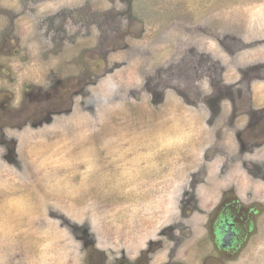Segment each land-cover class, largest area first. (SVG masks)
<instances>
[{
    "label": "rangeland",
    "instance_id": "374dc122",
    "mask_svg": "<svg viewBox=\"0 0 264 264\" xmlns=\"http://www.w3.org/2000/svg\"><path fill=\"white\" fill-rule=\"evenodd\" d=\"M0 66L21 105L82 79L0 126V264H264V0H0ZM225 199L234 256L195 229Z\"/></svg>",
    "mask_w": 264,
    "mask_h": 264
},
{
    "label": "flooded vegetation",
    "instance_id": "af4514ba",
    "mask_svg": "<svg viewBox=\"0 0 264 264\" xmlns=\"http://www.w3.org/2000/svg\"><path fill=\"white\" fill-rule=\"evenodd\" d=\"M0 70H4V68L0 66ZM66 79L67 78H65L62 81L63 84ZM242 80L245 81L246 80L245 77ZM81 81L82 79L81 80L73 79V81L72 79H69L68 80L69 85L66 86L67 89L64 90L65 96H63L62 98L60 97L57 98L53 94V92L48 93L46 91L40 90L41 87L34 86L35 88L32 89L33 93L30 96L25 97L26 100L22 105L20 104V102H18V104L13 103L15 101L14 97L16 96V93L10 92L7 89L5 90L4 88H0V126L7 125L10 127H14V129H20L23 126V122L27 121L28 119L30 120V117H31L30 115L31 114L35 115V113L39 111L44 106V104L46 105V108H48V104L51 105L53 107V110L54 108L57 109V105L62 106V108L65 110L69 109L72 106L70 100L74 99V97H71V95H73L74 92L78 89H76L72 94L70 93V90L75 89V88H80ZM44 93H48V96L45 97ZM49 95H51L53 98L49 99L48 98ZM67 95H69V98H67ZM256 95H253L251 92V94H249V96L246 97L247 98L246 101H248L251 104L250 105L251 108H248L246 110L247 112H245V116L247 118V126H246L247 128L248 127L251 128V126H253L252 122L254 120V114L258 113L255 107H253L252 109V105H253V102L255 101ZM86 96L90 97L91 102L94 101V99L91 100L92 99L91 94H86ZM83 97H85V94L83 95ZM213 97L215 96L213 95ZM43 98H46V100L42 101ZM227 99H230V98L227 96ZM85 101H89V99H86ZM228 101H232V100H228ZM42 103H43V106H42ZM261 103L262 105L260 106L259 111L260 113H263L262 117H264V100H262ZM233 110H234V106H233ZM232 112L234 113L235 117H242V114H238V112H234V111ZM215 117H218V115H216ZM258 121L259 120H257L256 123ZM262 128H263L262 131H264V122H263ZM1 137L3 139V142H6L9 144V141L4 139V135H2ZM218 137H221V134ZM10 147H13V145L11 144ZM0 149H3L1 144H0ZM232 158H235V157L231 156V159ZM213 161H215V159L213 158L207 159L206 157L205 159V162L209 164H211ZM228 162L229 160H226V162L222 166L225 167L228 164ZM219 173H217L215 180L222 179L221 177L218 178ZM198 183L199 182H197V184ZM201 183L202 182L200 181V185ZM222 186H224V183ZM197 190L199 193L200 189L197 188ZM227 196L229 195L227 194ZM231 203L233 204V202ZM231 203L226 201V199L224 201H220L219 202L220 205L219 204L216 205V208H214V211L212 213H208V219L206 220V222L205 223L197 222L195 225V229L204 230V231H207L208 229L211 230V232L213 233V238L211 240H213V242L215 243V246H217V248L222 249L224 251L225 249L227 250L230 249V251H227L228 254H230L231 256H234V251L243 249V247L246 248L248 246L249 242L248 243L246 242L251 240L252 234H257L258 232H260L261 230L260 225L257 226L258 217H259L258 213L260 209L259 207H257L258 206L257 204H245V205L244 204H237V205L234 204L233 206ZM188 229H190L188 225L183 226L184 233ZM261 232L262 234H264V231L261 230ZM207 241L208 240H205V242ZM245 244H246V247H245ZM121 264H131V263L122 262Z\"/></svg>",
    "mask_w": 264,
    "mask_h": 264
}]
</instances>
